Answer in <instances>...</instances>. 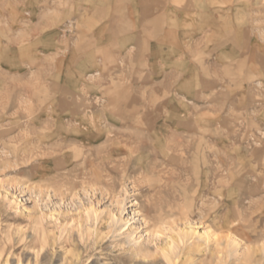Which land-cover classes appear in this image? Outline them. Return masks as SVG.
<instances>
[{
	"label": "rangeland",
	"instance_id": "rangeland-1",
	"mask_svg": "<svg viewBox=\"0 0 264 264\" xmlns=\"http://www.w3.org/2000/svg\"><path fill=\"white\" fill-rule=\"evenodd\" d=\"M68 2L0 0V264H264V92L224 129L121 122L74 51L101 2Z\"/></svg>",
	"mask_w": 264,
	"mask_h": 264
},
{
	"label": "crops",
	"instance_id": "crops-1",
	"mask_svg": "<svg viewBox=\"0 0 264 264\" xmlns=\"http://www.w3.org/2000/svg\"><path fill=\"white\" fill-rule=\"evenodd\" d=\"M100 2L88 11L104 12V21L77 20L93 30L74 51H94L98 66L85 75L105 79V104L130 118L121 122L224 129L255 107L264 92V0Z\"/></svg>",
	"mask_w": 264,
	"mask_h": 264
},
{
	"label": "bare ground",
	"instance_id": "bare-ground-1",
	"mask_svg": "<svg viewBox=\"0 0 264 264\" xmlns=\"http://www.w3.org/2000/svg\"><path fill=\"white\" fill-rule=\"evenodd\" d=\"M1 258H2V257H1V254H0V261H1ZM6 261H7V260H6Z\"/></svg>",
	"mask_w": 264,
	"mask_h": 264
}]
</instances>
